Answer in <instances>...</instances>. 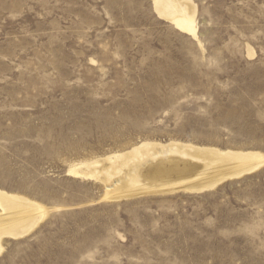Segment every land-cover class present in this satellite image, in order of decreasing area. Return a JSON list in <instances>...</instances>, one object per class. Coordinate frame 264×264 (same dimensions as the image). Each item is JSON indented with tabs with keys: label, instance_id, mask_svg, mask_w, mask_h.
Here are the masks:
<instances>
[{
	"label": "rangeland",
	"instance_id": "rangeland-1",
	"mask_svg": "<svg viewBox=\"0 0 264 264\" xmlns=\"http://www.w3.org/2000/svg\"><path fill=\"white\" fill-rule=\"evenodd\" d=\"M193 1L203 47L151 0H0V190L50 211L0 264H264V167L118 201L67 172L141 141L264 154V0Z\"/></svg>",
	"mask_w": 264,
	"mask_h": 264
},
{
	"label": "bare ground",
	"instance_id": "bare-ground-1",
	"mask_svg": "<svg viewBox=\"0 0 264 264\" xmlns=\"http://www.w3.org/2000/svg\"><path fill=\"white\" fill-rule=\"evenodd\" d=\"M157 16L200 47L198 7L193 0H151ZM248 56H252L249 50ZM264 167L258 151L220 149L179 141H141L123 151L83 159L68 167V175L101 182L107 201L147 194H200L241 179ZM49 209L24 196L0 190V256L6 240L30 235Z\"/></svg>",
	"mask_w": 264,
	"mask_h": 264
}]
</instances>
